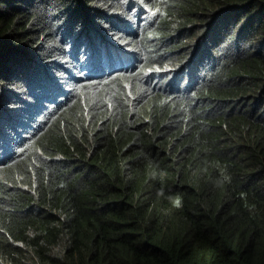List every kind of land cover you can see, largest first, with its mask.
<instances>
[{
	"label": "trees",
	"instance_id": "1",
	"mask_svg": "<svg viewBox=\"0 0 264 264\" xmlns=\"http://www.w3.org/2000/svg\"><path fill=\"white\" fill-rule=\"evenodd\" d=\"M0 264H264V0H0Z\"/></svg>",
	"mask_w": 264,
	"mask_h": 264
},
{
	"label": "bare ground",
	"instance_id": "2",
	"mask_svg": "<svg viewBox=\"0 0 264 264\" xmlns=\"http://www.w3.org/2000/svg\"><path fill=\"white\" fill-rule=\"evenodd\" d=\"M186 89H187V87H186Z\"/></svg>",
	"mask_w": 264,
	"mask_h": 264
}]
</instances>
